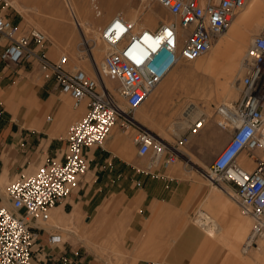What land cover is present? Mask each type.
Returning <instances> with one entry per match:
<instances>
[{
  "label": "built area",
  "instance_id": "built-area-1",
  "mask_svg": "<svg viewBox=\"0 0 264 264\" xmlns=\"http://www.w3.org/2000/svg\"><path fill=\"white\" fill-rule=\"evenodd\" d=\"M155 1L171 16L157 28L137 27L135 22L116 15L101 29L107 51L94 76L70 67L67 55L51 61L43 51L47 37L42 30L20 31L0 16V38L6 41L0 60L18 65L34 58L42 71L54 75L60 92L71 98L73 107L85 108L84 114L68 126L62 159L47 158L36 171L20 173L6 186L8 204H0V264H35V233L30 223L47 221L51 209L77 189L88 170L86 150L101 146L118 121L122 130L132 132L138 155L150 156V167L173 165L179 160L189 163L182 148L206 123L213 122L225 131L227 141L205 176L211 185L229 186L241 213L251 218L241 249L251 251L264 238V27L245 53L240 99L220 102L211 113L202 111L193 119L189 117L186 130L175 141H168L138 121L135 111L176 67L208 53L214 39L229 29L236 12L251 0ZM10 3L0 0L2 7ZM102 76L116 82V90L104 86ZM119 100L124 102V109ZM242 151L249 153L253 169L240 165ZM193 220L205 229L213 226L204 210L197 211ZM59 240L57 235L50 237L51 242ZM80 257L76 249L70 256H61L60 261L81 264Z\"/></svg>",
  "mask_w": 264,
  "mask_h": 264
},
{
  "label": "crops",
  "instance_id": "crops-1",
  "mask_svg": "<svg viewBox=\"0 0 264 264\" xmlns=\"http://www.w3.org/2000/svg\"><path fill=\"white\" fill-rule=\"evenodd\" d=\"M242 8L234 15L229 37L240 44L244 41L243 29L264 27V0H251ZM158 26L157 22L150 28ZM254 32L249 31L250 36ZM3 78L0 73V85ZM52 81L47 104L38 106L31 97L26 101L29 117L16 113L2 121L1 179L13 180L20 173L34 172L47 158H63L68 126L84 114L85 108L72 105L70 109L65 94ZM43 84L38 83V88ZM173 88L166 77L150 94L152 102H145V112L137 115L159 135H170L156 118L160 114L159 101L163 109L175 105ZM3 93L0 88V97ZM44 111L50 112L46 120ZM131 133L122 130L118 121L101 146L86 150L88 170L77 189L51 209L47 221L30 223L35 233L32 262L61 264V256H70L78 249L81 264H256L249 262L253 249L244 252L239 246L250 218L241 213L230 187L209 184L205 176L208 170L191 163L150 167V156L138 155ZM207 133L210 138L218 131L210 128ZM238 161L244 168L254 167L247 151L240 153ZM3 201L0 194V204ZM200 210L212 214L214 222L209 231L193 220ZM52 235L60 240L51 242ZM258 245L261 249L257 253L264 263V238Z\"/></svg>",
  "mask_w": 264,
  "mask_h": 264
},
{
  "label": "rangeland",
  "instance_id": "rangeland-1",
  "mask_svg": "<svg viewBox=\"0 0 264 264\" xmlns=\"http://www.w3.org/2000/svg\"><path fill=\"white\" fill-rule=\"evenodd\" d=\"M140 10L143 12L138 14L137 12ZM151 12L158 15L155 23L169 20L171 17L155 0H145L144 3L142 0H11L10 5L7 7H2L0 4V16L9 19L20 31L37 28L45 33L47 38L43 51L51 61H57L61 55H68L70 66L88 71L91 70L88 57L93 56L97 66L103 60L106 45L99 38L101 34L100 29L114 15L121 14L125 19H134L138 14V17L142 16L144 19V22L139 23V25L150 27L155 23L146 24L144 17L148 14L150 15ZM77 20L82 24L79 30ZM262 28L246 27L243 29V33L245 34L243 44H230L225 58L222 60V56L219 57L218 60L222 66L216 71L212 65L214 58L218 55L217 40L211 50L204 56L192 62H184L171 71L167 79L169 78L171 86L174 87L173 97L176 99V102L173 107L167 110L161 107V101H159L160 114L156 118L163 130L170 134L165 135L161 133L162 137H166L165 140L175 141L186 130L187 127L182 131L177 130L175 123L178 121V116L184 113L188 104H195L206 113H211L213 107L220 102L240 99L242 95L240 78L243 74L242 70L241 73L239 71L240 62L253 38L262 31ZM251 30H256V32L250 36L249 31L251 32ZM0 39L2 40L0 41L1 52L6 41L3 38ZM94 42L97 43V48L92 49V45L93 47L95 46ZM236 48L239 49L235 60L236 68L227 73L225 69L226 59L228 61L231 60ZM28 59L15 67H10L11 65H6L0 60L2 63H0V73L5 80L0 85V88L4 90L3 96L0 97V125H2V121L9 120L12 114L18 113L29 117L30 112L26 101L30 100L31 97L34 98L35 102H38V106L47 104L49 90H52L51 86L54 75L50 71H42V74L39 70L40 65L38 61L32 57ZM89 75L94 76V73L89 71ZM37 79H39L38 82H36ZM105 81L109 82V86L111 88L114 87V90L118 87V84L114 81L111 82L107 78H105ZM38 83L44 84L38 88ZM226 87L229 90H226ZM64 98L67 100L70 109H72L71 98L68 95H64ZM148 99V102H152L153 97L150 95L145 102ZM145 102L135 111L136 118H138L137 115L140 117L145 112ZM119 105L123 108L125 107L122 100H119ZM42 114L46 120V116L48 117L50 112L44 111ZM78 118H75L71 122ZM145 123L148 125L147 122ZM210 128L216 129L218 134L209 138L207 137V130ZM149 129L157 134L155 128ZM132 135L131 133V137ZM191 137L190 142L182 150L188 155L190 159L189 163L208 170L214 156H216L227 141V133L217 129L214 123L211 122L207 124L205 129H202L197 135ZM134 151L136 152V147H134ZM256 152L262 155L260 151ZM52 158L56 157L53 156ZM41 163L34 169L35 171L40 167ZM183 163L185 162L179 160L175 166ZM10 181L12 180L0 178V194L4 197L2 204L5 205L8 204L5 188ZM223 187H226V185H223ZM229 192L231 193L232 190L229 189ZM206 212L212 219L210 211L207 210ZM250 219H248V228L240 239V247L250 230L252 223ZM260 240L262 239L257 241V247L252 250V255L254 256L249 261L250 263L257 264L260 262L264 264L262 263L261 255L257 253L261 249L258 245Z\"/></svg>",
  "mask_w": 264,
  "mask_h": 264
},
{
  "label": "bare ground",
  "instance_id": "bare-ground-1",
  "mask_svg": "<svg viewBox=\"0 0 264 264\" xmlns=\"http://www.w3.org/2000/svg\"><path fill=\"white\" fill-rule=\"evenodd\" d=\"M144 1L145 0H143V3H144ZM144 8V7H143ZM241 9H243V8H241ZM151 10V9H150ZM152 11V10H151ZM140 12H143L142 10H140L139 12H137L138 14H140ZM136 13V12H135ZM138 14H137V17H135L134 19H126V20H128V21H131V22H135L136 23V25H137V27H141L140 25H139V23H143L144 22V19L142 18V16H139L138 17ZM118 15H121V14H118ZM114 16H116V15H114ZM113 16V17H114ZM236 16V15H235ZM75 17H76V15H75ZM123 17V16H122ZM124 18V17H123ZM145 22H146V24H152V23H155L156 22V19L158 18V15H156V13H153V12H151L150 13V15L148 14V15H146L145 17ZM235 18L236 17H234L232 20V24L230 25V27H229V29L227 30V31H225L224 33H222V34H220L219 36H217L215 39H214V41H213V43H212V46H213V44L215 43V41L218 39V38H220V37H222L224 34V36L223 37H225V39L224 40H222V38L221 39H219L218 40V42H217V53H218V55L214 58V62H213V68H214V70L216 71L217 69H219V67L220 66H222L221 64H220V62H219V57L220 56H222V60H223V58H225V55H226V53L228 52V48H229V46H230V44H240V43H236V42H234L233 40H231L229 37H230V35L232 34L231 33V30L234 28V27H231L232 25H233V22L235 21ZM125 19V18H124ZM77 26H78V30H79V27L81 28V26H82V24L80 23V22H78V20H77ZM83 28V27H82ZM231 28V29H230ZM83 29H85V28H83ZM101 30V29H100ZM99 38H100V40L102 41V39H101V34L99 35ZM95 43V42H94ZM105 44V43H104ZM106 45V44H105ZM212 46H211V48H212ZM238 46V45H237ZM95 48H97V43H95V46L93 47V45H92V49H95ZM211 48H210V50H211ZM91 50V49H90ZM209 50V51H210ZM106 51H107V45H106V50H105V53H106ZM238 53H239V49L238 48H236L235 49V53H234V55L232 54V58H231V60H229L228 61V59H226V71H227V73H228V71H230V70H232V69H234V68H236V66H235V60H236V58H237V55H238ZM68 56V55H67ZM224 56V57H223ZM245 56V55H244ZM89 58V61H90V64H91V70H89L90 72L92 71L93 73H95V71H96V68L97 67H100V65H101V63H100V65L99 66H97V64H95V61H94V58H93V56L91 57H88ZM199 59V58H198ZM197 60V59H196ZM221 60V59H220ZM243 60H244V57H242V60H241V62H240V66H239V71H240V73H241V70H242V72H243ZM223 62V61H222ZM70 65V64H69ZM224 65V64H223ZM70 67H72V66H70ZM74 67V66H73ZM72 67V68H73ZM84 71L87 73V74H89V71L88 70H85L84 69ZM102 78V80H103V84H104V86H106L107 88H109L111 91H114V87H110L109 86V82H106L105 81V78H104V76H102L101 77ZM109 80V79H108ZM109 81H111V80H109ZM111 82H113V81H111ZM232 86H234V85H232ZM224 89V88H223ZM226 90H229L228 89V87H226L225 88ZM228 92V91H227ZM174 103V101L172 100L171 102H170V105H172ZM122 109H124L121 105H119ZM188 111H191V113L188 115V114H186ZM203 110L202 109H200L199 108V106H196L195 104H189L186 108H185V110H184V113L185 114H181L179 117H178V121L175 123V127L177 128V129H179V130H181V129H184L185 127H186V124H187V122H186V118H187V121H188V119H189V117H190V119H193V118H195V117H197L199 114H200V112H202ZM135 118H136V116H135ZM138 121H140L138 118H136ZM142 124H144L142 121H140ZM145 125V124H144ZM188 125V124H187ZM145 126H147V125H145ZM148 127V126H147ZM149 128V127H148ZM157 135L159 136V137H161V138H163V139H166V138H164V137H162L161 135H159L158 133H157ZM192 162V161H191ZM214 222V221H213ZM214 228V227H213ZM210 230V228H207V231H209ZM263 239V238H262Z\"/></svg>",
  "mask_w": 264,
  "mask_h": 264
}]
</instances>
